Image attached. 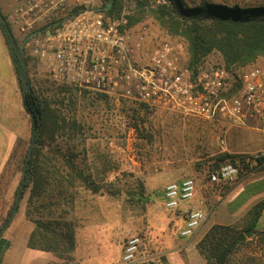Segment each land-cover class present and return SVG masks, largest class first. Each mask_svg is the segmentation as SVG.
<instances>
[{"label":"rangeland","instance_id":"1","mask_svg":"<svg viewBox=\"0 0 264 264\" xmlns=\"http://www.w3.org/2000/svg\"><path fill=\"white\" fill-rule=\"evenodd\" d=\"M0 1L2 13L5 14L6 10L11 8L7 12V16H9L16 4L15 0ZM211 1L229 6L239 5L240 7L264 5V0ZM186 2L189 5H194L198 4L200 0H186ZM133 9L134 6L128 3L118 19L128 21L126 15H132ZM142 21H147L151 25L154 36L180 40L186 45L188 51L187 44L182 38L172 37L165 33L154 18L146 17ZM11 28L17 40L19 51L23 57L27 56L28 54L26 55L22 45L23 35L19 33L15 25H12ZM221 58L222 56L218 51H213L203 62L217 61ZM28 63L32 84L48 98L53 97L59 89L63 88L54 84L46 71L37 66L34 59ZM3 69L4 58L0 54V70ZM60 93L57 98L63 101L61 105L63 110L66 111L68 108L71 112L72 109L84 128H80V130L77 128L76 131L72 132L69 129L65 133L59 134L52 145H60L64 151H67L65 150L68 149L67 145L75 147L74 150L72 149L77 155L75 161L86 175L87 182L80 179L75 180V186L68 190L73 196L75 195L73 199L63 200L55 196L53 201L62 202V207L68 210L67 219L74 221L76 228L78 226L95 227L99 225L100 232L97 238L100 235V239L97 242L102 255L87 253L86 264H124L122 259L125 244L134 235L142 237L141 249L150 259L161 261L163 264H205V258L200 253L197 244L207 231L215 224H229L237 221L240 219L243 209L264 196L262 193L264 187H261L260 181L254 185H249L248 182L257 179L263 170L261 167L256 174H252L253 176H249L241 183H236L232 191L234 194H226L215 203L195 236H182L183 220H180L179 212L169 211L164 207V188L169 183L167 181L168 175L164 173L168 166L177 164L183 166L197 164L200 165L201 169L206 168L208 171L207 165L210 159L220 154L218 147L220 133L214 131L212 125L203 120L194 117L183 118L163 109L147 111V114L143 116L141 113L139 115L132 111L130 114L123 112L118 117L111 112L113 103L109 101L94 98L84 99L81 96L79 100L77 99L76 104L72 103L71 105L68 98L69 93L64 91ZM5 98L6 101L0 98V104H5L6 108L13 113L16 119H19L20 123L21 121H32L29 114L24 111L20 98L14 96H6ZM125 108L126 111L130 110V106H125ZM102 123L108 129L117 132V137L120 138L118 141H122V143L125 140V131L128 127L137 123L141 128L140 133L142 135H138L139 132L136 134L135 150L132 153H124L126 160H122L121 163L120 160L113 159L116 158V152L109 143H106L111 140L100 129L103 126ZM122 126H124L123 131L121 130ZM16 127L20 130L18 125ZM225 140L233 152H253L264 149V134L251 129L232 127L225 133ZM31 142L32 133L26 140L18 144L10 165L0 176V215L2 217L13 208L16 198L18 202L12 217L15 214L18 219L24 207H26L27 212L29 189L21 193L19 186L25 167L24 160ZM49 145H46L44 153L50 156ZM103 145L108 148H104ZM69 152L71 153V150ZM103 156L107 158L105 162ZM131 158L135 163L134 166H131ZM115 162L123 166H117ZM104 163L105 165H103ZM63 169L61 175L69 179V176H66V169L64 167ZM118 169H120L118 175L112 173ZM140 169L143 171V176L138 174ZM179 172H181L180 177L187 176L184 171L179 170ZM91 179L96 181H93L94 185L90 183L92 182ZM66 184L67 182H64V185ZM95 187L98 188L96 193L92 190ZM241 187L256 188L257 190L248 195L241 192ZM249 191L246 190L245 193ZM49 200V197L41 198L31 205L30 210L34 218L48 219L51 210L41 208L39 205ZM77 201H79V205L75 204ZM210 204H213V201H210ZM238 206L240 208H237ZM73 212L75 213L73 214ZM260 226L264 227V219ZM250 233L251 236H247L246 244L235 255L233 260L235 263L253 256L264 261V235L256 234L253 236L252 232ZM66 262L62 259L60 263ZM69 264H82V262L80 259L74 258L72 254ZM132 264L146 263L141 256L137 262Z\"/></svg>","mask_w":264,"mask_h":264},{"label":"built area","instance_id":"2","mask_svg":"<svg viewBox=\"0 0 264 264\" xmlns=\"http://www.w3.org/2000/svg\"><path fill=\"white\" fill-rule=\"evenodd\" d=\"M100 4L101 0H17L9 17L23 35L25 53L54 84L87 91L91 99L103 95L96 100L113 103L111 112L118 117L142 108L163 109L211 124L220 133L219 153L238 154L210 170L212 182H235L239 177L241 181L264 166V149L233 152L225 140L232 127L264 134V57L231 68L222 58L205 61L194 71L182 41L154 36L147 21L129 25L126 19H107ZM126 132L134 144L136 127ZM164 197L167 210L183 215L185 237L196 235L214 206L198 194L193 177L169 182ZM141 246L140 235L130 237L123 263H135L142 256L146 264H163L148 258Z\"/></svg>","mask_w":264,"mask_h":264},{"label":"trees","instance_id":"3","mask_svg":"<svg viewBox=\"0 0 264 264\" xmlns=\"http://www.w3.org/2000/svg\"><path fill=\"white\" fill-rule=\"evenodd\" d=\"M128 3L134 6L133 14L126 15L129 25L136 24L146 17L154 18L165 33L172 37L182 38L186 42L189 51V64L194 71L213 51H218L221 54L227 68L244 66L264 57V5L229 6L211 0H200L198 4L194 5H189L186 0L159 2L158 0H101L100 8L107 19L113 20L121 17ZM2 15L5 21H0V27L16 69L25 109L32 120V137L35 136L31 152L30 148L27 150L19 186L21 193L29 189L26 215L36 225L28 246L54 252L61 259L67 261L60 264H69L76 249V224L67 219L68 210L62 207V202L53 201V199L55 196L63 200L73 199L75 195L73 196L68 190L75 186L76 179L87 182V177L78 167L75 161L77 155L72 149H70V153L69 149L64 151L62 146L52 145V143L56 141L59 134L65 133L69 129L71 132L76 131L77 128L80 130V128H84V125L78 121L72 109L71 112L68 108L66 111L63 110L61 107L63 101L58 100L57 96L61 94V91L69 93L68 98L71 105L72 103L76 104L77 99L79 100L81 96L84 99H88L90 96L87 91H79L74 87L67 86L59 89L58 93L56 92L53 97H50L51 99L48 98L31 82L28 62L33 58L27 54L23 60L27 69L26 75L30 89L25 91L21 78L23 68V63L20 61L21 52L19 48L18 51H13L12 42L16 41L17 43V40L7 15L3 13ZM98 98L105 97L96 95V99ZM134 126L139 132L138 135H142L138 124L135 123ZM46 145H49L50 156L44 153ZM237 155L236 153L215 155L207 165L208 171L210 172L220 162L235 159ZM63 167L66 169V176H69V179L61 175L64 171ZM262 167L264 169V166ZM240 179L239 177L235 183ZM91 180L90 183L94 185L96 181ZM64 182L67 184L64 185ZM92 190L96 193L98 188L95 187ZM101 194L104 193L101 192ZM46 197H49L50 200L40 203L39 206L51 210L48 219L34 218L30 210L31 205ZM17 200L16 198L13 208L7 211L5 216L0 215V231L10 223ZM263 210L264 199L250 209L242 228L233 225H213L197 244L200 253L205 258V264H264V261L258 260L254 256L241 259L237 263L233 261L235 255L247 242V232H252L253 236L264 235V231L256 229L257 221Z\"/></svg>","mask_w":264,"mask_h":264},{"label":"crops","instance_id":"4","mask_svg":"<svg viewBox=\"0 0 264 264\" xmlns=\"http://www.w3.org/2000/svg\"><path fill=\"white\" fill-rule=\"evenodd\" d=\"M16 2L17 0H15V3ZM9 10H11V8L6 10L5 15H7V12ZM7 17L10 25L12 26L13 24L11 22V17L9 16ZM0 54H2L4 58V69L0 70V98L4 99L5 101H6L5 98L6 96H14L15 98H20L24 107V111H26L23 102L22 91L20 89V85L18 82L16 69L8 45L6 43V39L1 30V27H0ZM147 111H148L147 109H139L137 113L139 115L141 113L143 116L144 114H147L146 113ZM31 122L21 121L20 123L19 119H16L13 113H11V111L8 108H6L5 104L2 103L0 104V176L4 173L8 165H10L12 157L14 156L13 154L18 148V144L26 140L27 137L32 133ZM17 125L18 127H20V130H18V128L16 127ZM101 125H103L101 126L102 128H100L103 134L108 136V138L111 140L110 142H106V143H109L110 146H112L116 152V158L113 159L117 161L120 160V163L122 160H126V155L124 153L126 152L132 153L136 148L135 147L136 142L134 144H130L128 141L127 132H126L128 128L125 131L126 136L124 137L125 140L122 143V141L121 142L118 141L120 140V138L117 137V132L108 129L106 126H104L103 123ZM123 128L124 126H122L121 128L122 131ZM103 146L104 148H108L105 145ZM67 148L68 149L71 148L74 150L75 147L67 145ZM103 157H104L103 161L105 162L107 158H105L106 156ZM129 157H131V155H129ZM130 162L132 163L131 166L135 165L132 158ZM115 163L117 166H123L120 165V163L117 162ZM103 165H105V163ZM179 170L184 171V174L187 176H184L183 178L182 176L180 177L181 172H179ZM138 172H139L138 174L143 176V171L141 169ZM112 173L118 175L120 173V169ZM260 173L261 174L257 177V179H252L248 181L249 185H254V183H258V181H260V183L262 184L261 187L262 188L264 187L263 185L264 169ZM164 174L168 175V180H167L168 182L182 180L187 177L195 178V180L197 181L199 195L206 198L208 202L213 201V205H215V203H217L224 195L234 194L232 193V191L234 189V186L236 185L235 182L234 184L231 181H222L220 183L212 182L209 178V171H207L206 168L201 169L200 165L197 164L193 166L192 165L183 166L178 164L170 165L166 168ZM243 181L244 179L237 183H241ZM226 186L230 188H227ZM246 188L247 187H241V192L243 194L251 195L253 192L257 190L256 188H252V189L249 188L246 189ZM246 190H250V191L245 193ZM262 199H264V196H262V198L260 200H257L254 204H251V206L243 209L240 219H238L237 221L222 225H233L238 228H242L244 226L245 219L247 218L250 209ZM75 204L79 205L80 203L79 201H77L75 202ZM237 208L240 207L238 206ZM74 213L75 212H73V214ZM179 217L180 220L181 219L183 220L182 214H180ZM263 219H264V210L256 224V229L258 231H264V227L260 226ZM35 227H36L35 223L32 222L30 219H28V217L26 216V207L23 208L22 214L18 217V219L15 217L14 214L12 220H10V223L0 235V264H60L62 259L56 253L51 251L30 248L28 246L29 239ZM99 229H100L99 225L95 227L78 226L76 228L77 245L75 251L73 252V255L74 258H76L77 260L80 259L82 264L87 263L86 261L87 253L92 252L97 256L102 255V251L97 242L100 239V235L97 238V235L100 232Z\"/></svg>","mask_w":264,"mask_h":264},{"label":"water","instance_id":"5","mask_svg":"<svg viewBox=\"0 0 264 264\" xmlns=\"http://www.w3.org/2000/svg\"><path fill=\"white\" fill-rule=\"evenodd\" d=\"M0 21L1 22H4L5 19L2 15V12L0 11ZM12 46H13V51L16 52L18 51V45L16 43V41H13L12 42ZM21 63H23V68H22V71H21V78H22V81H23V85H24V90L25 91H28L30 89V85L28 83V80H27V75H26V65L24 64V60H23V56L21 54ZM31 116L33 117L34 114L32 113ZM35 143V136L32 137V142H31V146H30V152H31V147L32 145ZM13 218V217H12ZM12 218L10 220H12ZM4 231V229H2L0 231V235L2 234V232ZM247 236H251V233L250 232H247Z\"/></svg>","mask_w":264,"mask_h":264},{"label":"flooded vegetation","instance_id":"6","mask_svg":"<svg viewBox=\"0 0 264 264\" xmlns=\"http://www.w3.org/2000/svg\"><path fill=\"white\" fill-rule=\"evenodd\" d=\"M22 54V53H21Z\"/></svg>","mask_w":264,"mask_h":264}]
</instances>
